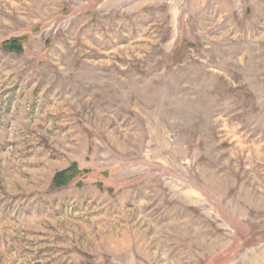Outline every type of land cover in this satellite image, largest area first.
<instances>
[{"label": "rangeland", "instance_id": "obj_1", "mask_svg": "<svg viewBox=\"0 0 264 264\" xmlns=\"http://www.w3.org/2000/svg\"><path fill=\"white\" fill-rule=\"evenodd\" d=\"M0 264H264V0H0Z\"/></svg>", "mask_w": 264, "mask_h": 264}, {"label": "trees", "instance_id": "obj_2", "mask_svg": "<svg viewBox=\"0 0 264 264\" xmlns=\"http://www.w3.org/2000/svg\"><path fill=\"white\" fill-rule=\"evenodd\" d=\"M23 37H15L8 39L4 42L5 48L20 52L22 49ZM76 163H72L69 167L57 171L52 178V185L55 187H61L66 185L72 178L82 172Z\"/></svg>", "mask_w": 264, "mask_h": 264}]
</instances>
